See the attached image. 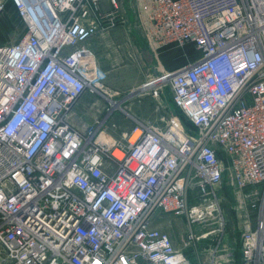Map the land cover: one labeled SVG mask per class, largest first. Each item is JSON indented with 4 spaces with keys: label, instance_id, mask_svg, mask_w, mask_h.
I'll return each instance as SVG.
<instances>
[{
    "label": "built area",
    "instance_id": "1",
    "mask_svg": "<svg viewBox=\"0 0 264 264\" xmlns=\"http://www.w3.org/2000/svg\"><path fill=\"white\" fill-rule=\"evenodd\" d=\"M9 1L26 32L0 44V264H264V0H145L152 39L195 59L167 78L166 127L120 140L70 116L99 80L77 46L125 22L121 0ZM225 186L249 217L233 249ZM157 212L188 220L184 249Z\"/></svg>",
    "mask_w": 264,
    "mask_h": 264
},
{
    "label": "rangeland",
    "instance_id": "2",
    "mask_svg": "<svg viewBox=\"0 0 264 264\" xmlns=\"http://www.w3.org/2000/svg\"><path fill=\"white\" fill-rule=\"evenodd\" d=\"M3 1L6 7L0 17V44H11L25 34L26 27L11 2ZM144 1L127 0V5L122 8L125 22L104 31L110 32L111 36L109 44H105L97 56L100 63L97 66L98 84L95 89L87 86L75 102L70 116L75 126H95L97 120L100 124L98 130L103 131V136L120 140L136 126L161 130L166 127L169 117L177 113L167 78L170 73L194 61L195 57L175 46H159L152 39L141 11ZM125 76L128 81H123ZM158 76L163 79L155 85V90L137 92L141 84L155 81ZM150 77L151 80L147 81ZM148 88L151 87L146 86ZM194 193H190L189 201L198 205L201 200L195 198ZM236 196L231 187L225 186L219 202L224 227L222 245L227 249L238 247L237 239L249 219L246 208L236 200ZM158 220L170 231L174 246L184 249L182 238L189 229L188 220L184 217L179 220L165 213H159ZM211 222L210 217H205L193 223L192 227L200 232L210 228ZM207 242L199 243L197 248L208 245ZM187 251L191 258L196 257L194 247Z\"/></svg>",
    "mask_w": 264,
    "mask_h": 264
},
{
    "label": "crops",
    "instance_id": "3",
    "mask_svg": "<svg viewBox=\"0 0 264 264\" xmlns=\"http://www.w3.org/2000/svg\"><path fill=\"white\" fill-rule=\"evenodd\" d=\"M120 2H121V9L124 8L125 4L127 5V0H121ZM101 8L103 10H108L110 8V5H109V3L106 0H103L101 2ZM110 36H111L110 32L101 31V32H97L96 34H94L93 36L88 38L86 41L81 43L82 44L81 48L85 49V50H87V51H89L91 53V55H92L91 56L92 57L91 61H93L96 66H100V63H99V61L97 59V56H98L100 50L102 49V47L105 44H109ZM123 79H124L123 81H128L129 78L127 76H125ZM136 86H138V85H136ZM159 213H162V212H157L155 214V217H154V220H153V226L158 228V229H160V230H162V231H165L166 233L169 234L170 231L165 228L164 223H162L160 220H158ZM174 217H177L179 220H180V218H183V217H180V216H174ZM169 236H170V234H169Z\"/></svg>",
    "mask_w": 264,
    "mask_h": 264
},
{
    "label": "bare ground",
    "instance_id": "4",
    "mask_svg": "<svg viewBox=\"0 0 264 264\" xmlns=\"http://www.w3.org/2000/svg\"><path fill=\"white\" fill-rule=\"evenodd\" d=\"M158 79H159V78H157L155 81H150V82H149V83L154 82V84H153V83H151V84H149V83H145V84H143V85H142L143 87H142L141 89L138 88L137 92H138V93H141V91L147 90V89H146V86L151 87V88L154 87V86L157 84V80H158ZM148 84H149V85H148ZM152 84H153V85H152ZM148 89H149V88H148ZM136 132H138V131H136ZM102 138L108 140V137H106V136H103V135H102Z\"/></svg>",
    "mask_w": 264,
    "mask_h": 264
}]
</instances>
